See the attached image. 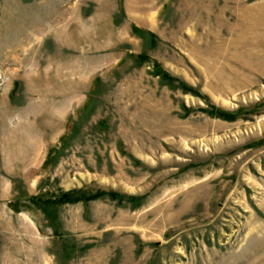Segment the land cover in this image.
<instances>
[{"label": "rangeland", "instance_id": "obj_1", "mask_svg": "<svg viewBox=\"0 0 264 264\" xmlns=\"http://www.w3.org/2000/svg\"><path fill=\"white\" fill-rule=\"evenodd\" d=\"M255 257L264 0H0V264Z\"/></svg>", "mask_w": 264, "mask_h": 264}, {"label": "trees", "instance_id": "obj_2", "mask_svg": "<svg viewBox=\"0 0 264 264\" xmlns=\"http://www.w3.org/2000/svg\"><path fill=\"white\" fill-rule=\"evenodd\" d=\"M219 115L225 117V118H229L230 115L228 113H224V112H221L219 113ZM104 196V193H96V194H93V195H89L85 192H82L81 194H79L78 196L74 195L73 192H67V193H64L62 196L60 197H56L55 202L56 201H59L61 203H74V202H77V201H89V200H93V199H97V198H100ZM109 197L111 198H116L117 193L116 192H111V193H108ZM52 202V201H50ZM43 212L46 214V215H49V211H48V208L47 207H43Z\"/></svg>", "mask_w": 264, "mask_h": 264}, {"label": "crops", "instance_id": "obj_3", "mask_svg": "<svg viewBox=\"0 0 264 264\" xmlns=\"http://www.w3.org/2000/svg\"><path fill=\"white\" fill-rule=\"evenodd\" d=\"M253 260H254V263L257 262L259 264H261V263L264 264V258L261 259V257H258V258L255 257Z\"/></svg>", "mask_w": 264, "mask_h": 264}, {"label": "bare ground", "instance_id": "obj_4", "mask_svg": "<svg viewBox=\"0 0 264 264\" xmlns=\"http://www.w3.org/2000/svg\"><path fill=\"white\" fill-rule=\"evenodd\" d=\"M244 79V78H243Z\"/></svg>", "mask_w": 264, "mask_h": 264}]
</instances>
